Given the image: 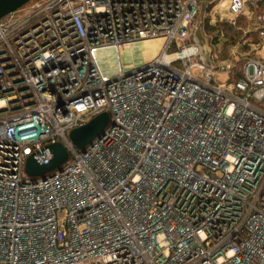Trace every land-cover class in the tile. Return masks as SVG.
I'll list each match as a JSON object with an SVG mask.
<instances>
[{
  "label": "built area",
  "instance_id": "1",
  "mask_svg": "<svg viewBox=\"0 0 264 264\" xmlns=\"http://www.w3.org/2000/svg\"><path fill=\"white\" fill-rule=\"evenodd\" d=\"M219 2L31 0L0 19V264H264V0ZM57 142L67 161L27 175Z\"/></svg>",
  "mask_w": 264,
  "mask_h": 264
},
{
  "label": "water",
  "instance_id": "2",
  "mask_svg": "<svg viewBox=\"0 0 264 264\" xmlns=\"http://www.w3.org/2000/svg\"><path fill=\"white\" fill-rule=\"evenodd\" d=\"M29 1L31 0H0V19ZM196 35L202 46L205 62L208 63L209 48L206 44L205 38L201 34L200 26L196 30ZM108 122L109 114L107 112H102L91 118L86 124L70 130L69 139L76 148L83 149L93 139L103 133ZM49 149L52 153V158L47 164H38L32 156L26 158L24 170L27 175L31 177H44L46 174L59 169L67 161L68 151L61 142L51 144Z\"/></svg>",
  "mask_w": 264,
  "mask_h": 264
},
{
  "label": "rangeland",
  "instance_id": "3",
  "mask_svg": "<svg viewBox=\"0 0 264 264\" xmlns=\"http://www.w3.org/2000/svg\"><path fill=\"white\" fill-rule=\"evenodd\" d=\"M229 3V0H221L217 3L212 10H210L211 16L220 15L222 17H231L229 10H226L224 6Z\"/></svg>",
  "mask_w": 264,
  "mask_h": 264
},
{
  "label": "bare ground",
  "instance_id": "4",
  "mask_svg": "<svg viewBox=\"0 0 264 264\" xmlns=\"http://www.w3.org/2000/svg\"><path fill=\"white\" fill-rule=\"evenodd\" d=\"M152 52H153V49H152V50L149 49L146 53H147L148 55H150V53L152 54Z\"/></svg>",
  "mask_w": 264,
  "mask_h": 264
},
{
  "label": "trees",
  "instance_id": "5",
  "mask_svg": "<svg viewBox=\"0 0 264 264\" xmlns=\"http://www.w3.org/2000/svg\"><path fill=\"white\" fill-rule=\"evenodd\" d=\"M260 9H262V7H261ZM51 173H52V172H51Z\"/></svg>",
  "mask_w": 264,
  "mask_h": 264
}]
</instances>
